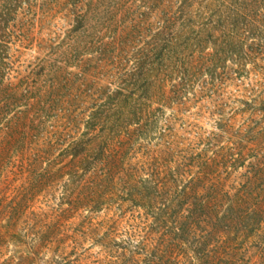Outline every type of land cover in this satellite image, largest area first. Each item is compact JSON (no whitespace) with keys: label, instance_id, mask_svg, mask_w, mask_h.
<instances>
[{"label":"rangeland","instance_id":"1","mask_svg":"<svg viewBox=\"0 0 264 264\" xmlns=\"http://www.w3.org/2000/svg\"><path fill=\"white\" fill-rule=\"evenodd\" d=\"M24 1L12 2L15 7L4 25L5 29L6 25L9 27L8 34L0 30L7 40L0 47L1 59H4L0 61V74L6 75L0 88L13 103L0 127V264H264L262 198L242 200L240 196L233 199L222 196L216 202L212 200L211 204L220 211V217L215 216L213 221L220 222L218 227L211 223L203 228L207 234H202L192 224L188 226L189 219L173 214L166 220L170 223L180 220L186 225L177 234L173 228L179 222L171 225L172 229H165L164 224L156 225L151 217L142 219L141 223L130 222L123 218L126 217L124 215H133L138 208L129 202L119 205L109 201L99 211L69 212L63 193L67 184L73 186L77 183L78 187L81 179L73 180L74 176L69 174L72 167L65 170L71 166L67 165L70 157L64 156L60 146L63 136L57 132H65L63 128L66 125L70 127L69 133H63V140L68 141L62 142L64 147L73 138L85 134L90 136V144H95L92 135L99 133L98 127H94L91 121L88 123L93 117L92 99L85 94L82 100L80 97L71 101L72 93H85L71 85L69 94L66 90L63 108L50 114L51 100H45L49 101L48 104L46 102L44 108L40 107L43 103L41 95L44 96L52 86L60 85L53 76L56 71H85L87 78L92 79L93 71H97L95 67L100 64L95 61L99 48L90 40L100 34L103 19L108 21L110 16L112 25L118 21L122 27L118 35L106 32V40L121 37L126 29L132 30L140 24L144 28L139 35H134V40L137 45L148 48L162 41V32L165 31L161 29V21L172 15L177 25L184 20L196 23L193 24L195 35L204 21L209 23L212 34L205 44L206 52L216 53L217 46H227V40L235 45L228 50L225 61L224 52L221 53V61L209 58L208 77L201 76L200 82H195L190 89L188 103H171L166 107V115L171 116L178 110L181 116L194 124L191 131L202 134L206 142L211 137L212 147L217 151L237 147L244 137L252 140L247 124L254 112L261 115L263 111L260 109L264 107V40L258 34L247 33L248 27L239 28V0H223L222 3L219 0ZM4 2L0 0L1 12L6 9ZM248 9V14H253L255 8ZM112 12L117 14L112 16ZM179 12L180 17L177 16ZM260 28L253 29L257 33ZM239 30L241 34H247L244 36L246 45L241 47ZM175 32L172 30L171 34L175 35ZM80 36L84 38V48L79 46ZM130 39L127 40L129 45ZM261 41L262 47L258 45ZM75 47H80L79 59L83 58V70L79 60H70ZM133 49V46L129 47L127 53H132ZM239 51L243 52L242 57ZM188 53H195L198 57L201 51L193 47ZM240 64L246 70L245 76H236L235 70L239 71ZM105 67L106 70L109 64ZM99 74L101 82L107 84L118 77L115 68ZM207 79V84L203 85L201 81ZM165 86L169 90L170 82ZM234 108L238 110L234 112ZM168 122L165 117L160 121L156 134L151 133L150 144L157 143L154 137L160 136ZM178 129L181 136H189ZM262 139L258 138L260 145L253 140L245 141L247 153L253 155L258 150L264 153L263 135ZM159 154L166 158L174 157L165 146ZM251 155L247 157V163L255 161ZM243 171L245 167L236 172L233 170L236 179L239 180ZM76 187L72 195L76 193ZM111 219H117V223L111 226L112 233H106V223ZM97 224L100 225L95 227ZM134 225L136 238L131 240L129 233ZM103 234L111 235L101 237ZM111 236L125 245L126 250L118 249L115 242L110 247L101 244L104 238L110 239Z\"/></svg>","mask_w":264,"mask_h":264},{"label":"trees","instance_id":"2","mask_svg":"<svg viewBox=\"0 0 264 264\" xmlns=\"http://www.w3.org/2000/svg\"><path fill=\"white\" fill-rule=\"evenodd\" d=\"M13 1L19 3L22 0H5L3 4L6 9L0 11V30L6 32V35L9 27L6 25L7 29H5L4 25L15 7L12 5ZM222 2L223 0H219V3ZM249 7L255 8L251 15L248 14ZM180 12L182 13V10ZM180 12L177 13L178 17ZM113 13L112 16L117 14V12ZM173 18L172 15H167L161 21L163 24L161 29L166 32V34L162 32L165 39L148 48H143V45H137L134 40L136 34L139 35L144 28L140 24L135 25L132 30L126 31V29L121 37L115 36L111 40H106V32L110 31L118 35L119 31H122L119 22L116 21V24L112 25L111 17L108 16V21L103 19L100 34L94 35V39L90 40L91 44L99 48L95 61L100 64L95 67L97 71L96 73L93 71L92 79L87 78L85 71L71 72L65 69L56 71L53 76L60 85L52 86L44 93V96L41 95L40 99L43 103L40 107H45L47 102L45 100H51L50 114L63 108L62 106L66 103V90L69 94L71 85H75L81 93L85 91L84 95L78 91L72 93L71 101L80 97L82 100L85 94L92 99L93 117L88 123L91 121L94 127H98L99 133L92 135L96 141L95 144L91 145L90 136L85 134L73 138L64 147L62 142L66 139L63 140L65 138L63 133H69L70 127L66 125L63 128L65 132L62 130L57 132L60 137L63 136L60 146L64 156L70 157L67 165L71 164V166L66 167L65 170L72 167V172L69 174L74 176L73 180L76 182V178L81 179L78 187H76L77 183H73V186L70 183L67 184V190L63 193V201L68 205L66 209L69 212L75 210L95 212L101 210L109 201L117 202L119 205L122 202H129L134 208H138L133 215H124L126 217L123 218L129 219L130 222L141 223L142 219L151 217L156 225L164 224L165 229H172L171 225L179 222L173 228L177 234L186 225L180 220L174 223L166 220L167 216L174 215L181 219L183 217L189 219L188 226L192 224L202 234H207L208 232L203 228H207V225L211 223L218 227L220 222L213 221L215 216L220 217V211L211 204L212 200L216 202L222 196H230L231 199L240 196L242 200L248 197L264 199V153L258 150L256 154L251 155L247 153L244 145L245 141L252 142V140L256 145L261 144L258 138L262 139V135L264 136V107L260 109L263 113L260 115L258 111H255L247 124L253 139L244 137L237 147H225V151L213 149L210 136L206 142L202 134L196 130L191 131V126L194 124L188 118L181 116L178 110L177 114L166 115L165 108L171 103H188L190 89L195 82L198 80L200 82L201 76L208 77L210 74V60H223L221 53L224 52L225 61L228 50L235 45L227 40L225 41L227 46L223 48L217 46L216 53L206 52L205 44L209 42L212 34L209 23L204 21L195 35L196 30L193 24L196 23L184 20L177 25ZM241 26L249 28L247 33L258 34L260 39L264 40V0H239V28ZM259 26H261L260 31L255 33L253 28ZM172 30L177 31L175 35L171 34ZM2 32L0 36L3 35ZM6 35L0 37V47L7 43L4 39ZM168 35L169 37H165ZM245 35L247 34H241L239 30V47L246 45ZM129 39L130 45L127 44ZM79 40L81 41V43L78 42L79 46L84 48L83 36H80ZM215 42L218 43V41ZM262 43L263 41L258 42V45ZM132 46L134 47L132 53H127L128 48ZM193 47L196 51H201L198 57L195 53L193 55L188 53ZM79 48L75 47V51L69 57H73L70 60H79V66L83 70L85 66L82 65L83 58L79 59L81 56ZM249 52L253 51L249 50ZM242 54L243 52H240L239 56L242 57ZM90 59L93 61V58ZM0 61H4L3 58L1 59V52ZM105 64H109L106 70ZM242 64L239 66V71L235 70L236 76L246 75ZM113 68L117 69L118 77L114 81H109V84L102 83L99 73L105 74V71ZM224 68L227 69V66ZM5 77L4 73L0 74V83ZM169 82L171 86L168 90L165 84ZM201 82L203 85L207 84L208 79ZM114 84L115 87H112ZM0 102L1 127L5 121L4 116L10 112L9 109L13 104L10 103L9 95L1 88ZM15 104L17 107V103ZM75 107L79 108L77 105ZM237 110L238 108L233 109L234 112ZM164 117L169 122L160 131V136L154 137L158 140L157 143L150 144L151 133L156 134L158 124ZM178 128L189 136H181ZM164 146L170 155L171 153L174 155L172 159L159 154ZM250 155L255 158V161L247 163V157ZM244 167L245 171L239 174L241 175L239 180L236 179L235 172ZM94 169L95 171L92 172ZM233 176L235 179H232ZM74 187L77 190L72 195ZM229 210L232 212L233 208L230 207ZM115 222L117 223V219H111L106 223L108 224L106 233H112L110 228ZM98 225L100 224L95 227ZM136 231L134 225L129 233L131 240L136 238L134 234ZM109 235L111 234H103L101 237ZM101 242L107 247L115 242L118 249L126 250L127 248L113 236L110 239L104 238ZM35 250L38 249L35 248ZM36 253L37 251L34 252Z\"/></svg>","mask_w":264,"mask_h":264}]
</instances>
